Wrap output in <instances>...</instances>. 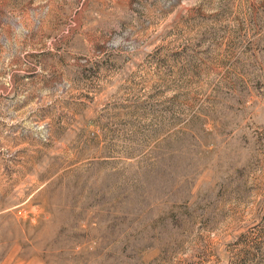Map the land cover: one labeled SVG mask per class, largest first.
<instances>
[{
	"label": "rangeland",
	"instance_id": "rangeland-1",
	"mask_svg": "<svg viewBox=\"0 0 264 264\" xmlns=\"http://www.w3.org/2000/svg\"><path fill=\"white\" fill-rule=\"evenodd\" d=\"M0 264H264V0H0Z\"/></svg>",
	"mask_w": 264,
	"mask_h": 264
}]
</instances>
